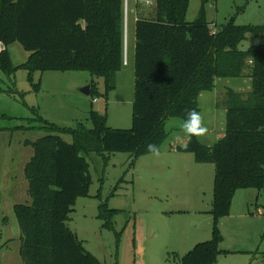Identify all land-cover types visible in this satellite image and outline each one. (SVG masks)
<instances>
[{
	"label": "trees",
	"instance_id": "trees-1",
	"mask_svg": "<svg viewBox=\"0 0 264 264\" xmlns=\"http://www.w3.org/2000/svg\"><path fill=\"white\" fill-rule=\"evenodd\" d=\"M150 1L152 12L135 24L130 128L109 126L107 113L96 110L89 113L91 126L80 121L62 127L34 108L46 134L25 141L34 149L24 167L31 203L14 205L23 264H101L69 226L77 198L90 196L86 155L128 152L135 165L149 153V143L161 148L167 140V119H184L186 108L201 112L199 97L215 88L217 77H250L252 91L228 90L226 132L213 145L189 137L176 147L193 153L198 163L215 165L212 236L181 257V264H215L229 253L221 249L219 220L230 213L238 189L255 188L258 198L264 193V43L239 47L249 35L264 36V25H241L231 18L215 29L206 18L209 0H201L192 22L186 19L190 0ZM126 5V0H0V41L19 42L29 52L26 62L13 66L7 49L1 50L0 68L9 75L24 68L31 82L35 71H87L104 80L101 92L92 81L91 95L107 100L125 64ZM62 134H69L71 142ZM116 212L107 200L100 203L104 227L115 228Z\"/></svg>",
	"mask_w": 264,
	"mask_h": 264
},
{
	"label": "rangeland",
	"instance_id": "rangeland-1",
	"mask_svg": "<svg viewBox=\"0 0 264 264\" xmlns=\"http://www.w3.org/2000/svg\"><path fill=\"white\" fill-rule=\"evenodd\" d=\"M201 5V0H190L187 21L197 19ZM205 11L215 29L231 18L241 25H264V0H209ZM135 24L134 14L127 10L129 63L126 60L118 72L116 88L109 91L107 100L79 91L88 79L97 84L100 92L104 90L103 78L87 71H35L31 82L24 68L11 75L0 68V264H23L21 229L14 205L31 203L24 164L34 149L25 141L46 134L36 120L34 108L62 127H75L79 121L91 126V110L107 113L111 127L132 126ZM260 43H264V36L249 35L239 47L246 50ZM3 49L9 52L13 66H20L29 58V52L19 42L5 45L0 41V51ZM38 83L36 90L34 85ZM245 87H251L250 77H217L215 88L202 93L200 113L208 133L199 137L200 141L213 145L220 133L225 134L228 90L244 93ZM183 121L180 117L167 119L169 137L161 146L159 157L147 153L131 165L128 152L86 155L92 176L90 196L77 198L69 226L101 264H181L180 258L197 243L211 238L213 216L209 209L215 165L196 162L190 152L169 151L171 144L182 145L189 138L181 131ZM62 136L71 142L69 134ZM257 194L255 188L236 191L230 213L218 223L223 235L221 247L231 251L221 254L215 264L264 263L260 262L264 260V193L258 199ZM106 200L110 208L117 210L112 219L115 230L104 227L98 217L99 205Z\"/></svg>",
	"mask_w": 264,
	"mask_h": 264
},
{
	"label": "clouds",
	"instance_id": "clouds-1",
	"mask_svg": "<svg viewBox=\"0 0 264 264\" xmlns=\"http://www.w3.org/2000/svg\"><path fill=\"white\" fill-rule=\"evenodd\" d=\"M185 118L181 126V131L189 137H203L208 133L204 117L195 108H186ZM147 151L155 157L161 155L160 147L157 144L149 143Z\"/></svg>",
	"mask_w": 264,
	"mask_h": 264
},
{
	"label": "crops",
	"instance_id": "crops-1",
	"mask_svg": "<svg viewBox=\"0 0 264 264\" xmlns=\"http://www.w3.org/2000/svg\"><path fill=\"white\" fill-rule=\"evenodd\" d=\"M151 3H152V1H150V0H127V5H126V12H127V10H128V14H129V11H132V13L134 14V20H135V22H136V20L140 17V16H143V15H150V13L152 12V7H151ZM126 57H127V39H126ZM126 60H127V58L125 59V63H126ZM127 62L129 63V61L127 60ZM124 66H125V64H124ZM50 71H46V73H49ZM45 73V72H44ZM118 75V74H117ZM43 77V76H42ZM84 84H86V86L87 85H90L91 86V89H92V79H88V80H86V83H84ZM85 87V86H84ZM82 88V87H81ZM246 89H244L245 91H244V93H248V92H250V91H252V79H251V87H245ZM79 91L81 92V90L79 89ZM236 91V90H235ZM238 92H240V91H238ZM82 93V92H81ZM82 94H84V93H82ZM84 95H86V94H84ZM201 95H202V93H201ZM201 95H200V97H201ZM86 96H88V97H91V93H90V95H86ZM200 97H199V99H200ZM98 99L97 98H95L94 99V101H97ZM89 113H90V111H89ZM89 116V115H88ZM89 118V117H88ZM80 122V121H79ZM116 127H119V126H116ZM224 136V133H220L219 134V138H221V137H223ZM188 139L189 138H187L183 143H182V145H184V144H186L187 143V141H188ZM206 144V143H205ZM208 145V144H207ZM178 145H176V144H171V150H169L170 152H172V151H177L176 150V147H177ZM178 153H186V152H178ZM185 159H189V158H185ZM24 167H25V164H24ZM204 168L202 167L201 168V170H203ZM215 177V176H214ZM213 186H214V184H213ZM256 198L258 199V194H257V196H256ZM212 201H213V197H212ZM211 208H212V205H211ZM211 208L209 209V210H211ZM209 240V239H208ZM202 242V241H201ZM222 248V247H221ZM223 250H228V251H231L230 249H226V248H222ZM260 253V252H259ZM258 253V254H259ZM262 253V252H261ZM257 258V257H256ZM257 259H259V258H257ZM264 260L262 259V260H260V262H263ZM262 264H264V263H262Z\"/></svg>",
	"mask_w": 264,
	"mask_h": 264
},
{
	"label": "water",
	"instance_id": "water-1",
	"mask_svg": "<svg viewBox=\"0 0 264 264\" xmlns=\"http://www.w3.org/2000/svg\"><path fill=\"white\" fill-rule=\"evenodd\" d=\"M81 92L86 94V95H90L91 93V86L87 85L85 87L80 88Z\"/></svg>",
	"mask_w": 264,
	"mask_h": 264
}]
</instances>
